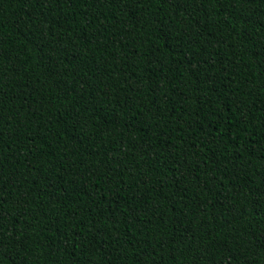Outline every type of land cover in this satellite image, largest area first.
<instances>
[{
  "label": "trees",
  "instance_id": "16d2710c",
  "mask_svg": "<svg viewBox=\"0 0 264 264\" xmlns=\"http://www.w3.org/2000/svg\"><path fill=\"white\" fill-rule=\"evenodd\" d=\"M0 264H264V0H0Z\"/></svg>",
  "mask_w": 264,
  "mask_h": 264
}]
</instances>
